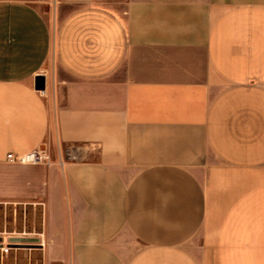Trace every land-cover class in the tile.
<instances>
[{"label":"crops","instance_id":"obj_1","mask_svg":"<svg viewBox=\"0 0 264 264\" xmlns=\"http://www.w3.org/2000/svg\"><path fill=\"white\" fill-rule=\"evenodd\" d=\"M0 201L41 264H264V0H0Z\"/></svg>","mask_w":264,"mask_h":264},{"label":"rangeland","instance_id":"obj_2","mask_svg":"<svg viewBox=\"0 0 264 264\" xmlns=\"http://www.w3.org/2000/svg\"><path fill=\"white\" fill-rule=\"evenodd\" d=\"M44 11L50 19L53 31L57 28L56 18L54 16V8L50 5L44 6ZM57 65V59L53 51L50 60L44 68V74L51 76ZM42 226V209L40 206L34 205H17L13 202L0 201V237L2 244L8 246L12 244L10 252H3L0 242V264H14L17 256V249H24L25 253H21L19 264H41L39 253L33 254L31 257L29 249L37 245L35 238ZM12 237H25L24 242H13Z\"/></svg>","mask_w":264,"mask_h":264},{"label":"built area","instance_id":"obj_3","mask_svg":"<svg viewBox=\"0 0 264 264\" xmlns=\"http://www.w3.org/2000/svg\"><path fill=\"white\" fill-rule=\"evenodd\" d=\"M85 153V145H69L66 147H60V163L63 164L66 158L74 162L81 161ZM6 158L10 162L20 164H45L50 166L54 163L51 149L47 145V143H44L42 147H39L27 153L16 154L13 152H9ZM1 246H3V252L8 253L11 249L12 244H9L8 246H4V244H1Z\"/></svg>","mask_w":264,"mask_h":264},{"label":"water","instance_id":"obj_4","mask_svg":"<svg viewBox=\"0 0 264 264\" xmlns=\"http://www.w3.org/2000/svg\"><path fill=\"white\" fill-rule=\"evenodd\" d=\"M36 87H37V89H39V90H43V89H44V82H42L41 84L38 83V84L36 85ZM26 239H27V238H25V237H12V238H11V241L20 243V242H24V241H26ZM1 241H2V238L0 237V242H1ZM1 244H2V242H1Z\"/></svg>","mask_w":264,"mask_h":264}]
</instances>
